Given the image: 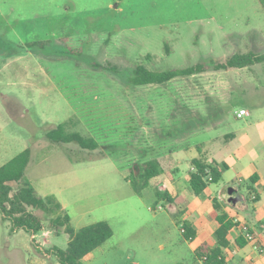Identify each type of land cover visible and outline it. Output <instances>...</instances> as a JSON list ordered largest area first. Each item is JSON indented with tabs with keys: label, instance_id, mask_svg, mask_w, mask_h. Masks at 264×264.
Returning a JSON list of instances; mask_svg holds the SVG:
<instances>
[{
	"label": "rangeland",
	"instance_id": "374dc122",
	"mask_svg": "<svg viewBox=\"0 0 264 264\" xmlns=\"http://www.w3.org/2000/svg\"><path fill=\"white\" fill-rule=\"evenodd\" d=\"M247 49L264 53L258 0H0V165L29 147L26 176L38 195L63 202L75 229L110 224L112 236L85 264H202L197 241L182 238L183 205L155 202L152 185L137 195L125 177L142 149L162 153L166 128L182 127L177 140L194 144L207 136L197 132L204 126H214L212 135L245 126L232 111L245 106L253 119L255 99H264V63L163 84L127 78L138 64L184 68ZM64 121L98 148L48 140ZM111 150L116 159L103 156ZM7 221L0 216V264H39L34 257L59 264ZM49 231L36 238L48 244L36 245L64 249L62 228Z\"/></svg>",
	"mask_w": 264,
	"mask_h": 264
},
{
	"label": "trees",
	"instance_id": "16d2710c",
	"mask_svg": "<svg viewBox=\"0 0 264 264\" xmlns=\"http://www.w3.org/2000/svg\"><path fill=\"white\" fill-rule=\"evenodd\" d=\"M264 7V0H258ZM42 40L26 44L28 48L43 45ZM264 63V53H258L252 49L236 50L222 60L213 62H198L193 66L166 70L149 69L143 64L136 65L128 75V82L133 85L163 84L178 77H186L206 71H223L228 69H241L254 64ZM68 121L58 124L46 132V138L55 143H76L80 148L94 150L98 148V142L76 131H67ZM187 131L182 127L164 129L166 139L185 135ZM150 151L146 148L139 153V161L135 167L129 169V176L125 177L133 191L142 195L143 190L149 186L152 178L162 172L161 165L156 158L149 157ZM116 159L114 151H108L106 155ZM30 148L27 147L3 164L0 165V216L11 224L10 230H24L30 235L39 234L45 230H54L61 227L62 232L68 237L64 249L52 245L46 249L36 245L32 238L31 245L37 252L52 255L59 264H85L84 258L101 246L112 234L110 224L105 221H97L75 229L71 224V217L62 207L58 199L52 195L40 196L26 176L30 162ZM193 170L189 174V187L194 195L201 194L210 183H217L221 179L224 164L218 167L216 161L207 163L201 157L191 160ZM257 176L249 178L254 183ZM252 191V189H249ZM156 201L166 200L172 203V198L166 191H155ZM213 206L218 208L214 201ZM41 213L42 215H40ZM48 224L44 225V221ZM218 227L214 232V243L203 241L193 251L196 259L202 264H225L224 249L229 247V230L236 224L226 213L216 215ZM182 238L192 241L195 238V230L188 221H182ZM239 248L246 245L247 240L243 236L235 239Z\"/></svg>",
	"mask_w": 264,
	"mask_h": 264
},
{
	"label": "crops",
	"instance_id": "0c3cea01",
	"mask_svg": "<svg viewBox=\"0 0 264 264\" xmlns=\"http://www.w3.org/2000/svg\"><path fill=\"white\" fill-rule=\"evenodd\" d=\"M242 108L248 111V115L237 118L235 113ZM232 113L234 119L245 118L243 123L246 125L237 126L234 122L229 124L227 132L213 135L214 126H204L197 129V132L207 136L194 144L178 141L177 137L165 138L169 144L163 147L162 153L156 157L149 156L156 158L162 168V172L150 180L149 186L154 187V195L156 190L166 191L173 200L170 205H183L185 209L180 219L188 221L196 233L192 241L197 243L192 249L203 241L214 243V232L218 227L216 215L224 212L236 223L229 230V247L223 251L225 264H264V99H255L253 119L252 113L245 106L234 108ZM197 157L205 159L207 163L216 161L218 167L224 164L226 168L216 187L208 185L201 194L194 195L189 187V174L193 170L191 160ZM253 175L257 178L251 183L249 178ZM229 187L235 190L238 197L236 204L227 201ZM58 201L68 211L67 206ZM214 201L217 209L213 206ZM243 224L251 228L253 240L239 248L235 239L241 236L239 226ZM49 232L45 230L41 234L46 237ZM37 235H30L31 240L34 238L42 245L48 244L36 239ZM33 261L44 264L38 257H34Z\"/></svg>",
	"mask_w": 264,
	"mask_h": 264
},
{
	"label": "built area",
	"instance_id": "2783aa9c",
	"mask_svg": "<svg viewBox=\"0 0 264 264\" xmlns=\"http://www.w3.org/2000/svg\"><path fill=\"white\" fill-rule=\"evenodd\" d=\"M235 115L237 118H241L245 115H248V111L246 109L242 108V109H239L235 113ZM239 228H240L241 236H243L247 241L253 240V233L251 232V228H249L246 224L239 226ZM181 232H183V228H181Z\"/></svg>",
	"mask_w": 264,
	"mask_h": 264
},
{
	"label": "water",
	"instance_id": "95a60500",
	"mask_svg": "<svg viewBox=\"0 0 264 264\" xmlns=\"http://www.w3.org/2000/svg\"><path fill=\"white\" fill-rule=\"evenodd\" d=\"M227 194H228L227 201L231 204H236V202L238 201V197L235 193V190L232 187H229L227 189Z\"/></svg>",
	"mask_w": 264,
	"mask_h": 264
}]
</instances>
